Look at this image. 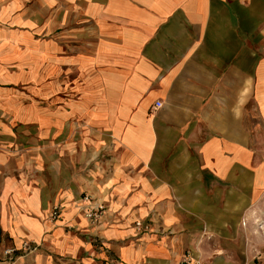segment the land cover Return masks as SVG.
I'll use <instances>...</instances> for the list:
<instances>
[{
  "label": "crops",
  "instance_id": "crops-1",
  "mask_svg": "<svg viewBox=\"0 0 264 264\" xmlns=\"http://www.w3.org/2000/svg\"><path fill=\"white\" fill-rule=\"evenodd\" d=\"M185 255L264 264V0H0V264Z\"/></svg>",
  "mask_w": 264,
  "mask_h": 264
},
{
  "label": "built area",
  "instance_id": "built-area-1",
  "mask_svg": "<svg viewBox=\"0 0 264 264\" xmlns=\"http://www.w3.org/2000/svg\"><path fill=\"white\" fill-rule=\"evenodd\" d=\"M156 107H160L161 106V103L160 102H156L155 104ZM90 200V198L88 196H84L83 197V201H86L88 202ZM101 214H102V207L101 206H98V205H94V206H90L88 207L87 209L84 210V217L87 218L91 224H94L95 222H97L100 217H101ZM59 218V212L57 210V208H52L51 212H50V217H49V220L51 222H54L56 220H58ZM135 227L136 229L138 230H141V228L143 227L141 225L140 222H135ZM21 248L26 251V252H33L36 250V246L34 245L33 247L30 246L29 244L27 243H23ZM12 253H15V249L14 248H9V249H6L3 251V254L4 255H7V254H12ZM191 262V257L190 255H185L182 259V262L181 264H188ZM194 264H200L199 262H195Z\"/></svg>",
  "mask_w": 264,
  "mask_h": 264
}]
</instances>
